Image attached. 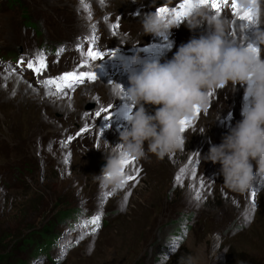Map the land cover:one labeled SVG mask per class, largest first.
<instances>
[{"label": "rangeland", "instance_id": "obj_1", "mask_svg": "<svg viewBox=\"0 0 264 264\" xmlns=\"http://www.w3.org/2000/svg\"><path fill=\"white\" fill-rule=\"evenodd\" d=\"M11 1L0 0V55L21 46L27 62L45 42L40 52L47 70L38 78L0 70V255L9 264H51L34 259L35 245H42L38 233H45L65 244L53 251L57 264H157L161 254L170 257L167 264H179L188 254L198 257L197 264L264 263V184L259 190L256 186L264 183V175H257L243 193L231 191L223 187L220 165L202 159L210 142L219 144L242 118L244 87L239 84L235 91L229 85L213 93L208 113L185 130L184 151L162 160L154 155L135 160L127 172L136 176L139 170L138 177L104 199L102 193L112 190L93 179L100 174L97 163H106L105 153L96 147L102 149L103 139L117 144L118 129L126 123L118 106L126 101L110 97L108 82L127 86L128 80L121 79L127 74L124 60L134 55L132 45L151 40L166 44L142 35L139 22L158 6L171 7L159 0H104L103 5L100 0ZM203 31L184 24L172 29L174 45L165 48L161 60ZM123 33H128L126 42ZM81 46L83 52L95 50L102 56L88 59L78 50ZM85 59L88 66L81 69ZM87 69H97V79L68 97L46 95L39 83L50 75ZM101 105L114 106L111 120L94 117ZM84 127L87 132L75 133ZM69 137L71 144L62 147ZM181 168L189 171L176 183ZM79 210L108 213V222L92 233L90 225L69 221V213ZM190 214L193 219L186 222ZM172 236L177 237L175 251L167 245Z\"/></svg>", "mask_w": 264, "mask_h": 264}, {"label": "clouds", "instance_id": "obj_2", "mask_svg": "<svg viewBox=\"0 0 264 264\" xmlns=\"http://www.w3.org/2000/svg\"><path fill=\"white\" fill-rule=\"evenodd\" d=\"M192 3L194 6L180 23L172 12L136 13L141 34L162 38L166 42L162 47L168 50L174 45L169 39L172 29L184 24L191 31H205L181 43L172 57L163 61L158 56L142 57L138 50L123 63L127 86L108 82L110 97L124 98L131 111L123 117L125 125L118 129L119 142L112 145L103 139L102 149L96 147L105 153L106 160L100 174L93 175L101 188L116 191L126 186L125 159L140 161L154 155L162 160L184 151L188 139L181 130V121L193 120L197 108L206 115L210 94L229 85L235 91L238 84L244 87L242 118L219 144L210 142L202 159L220 165L223 187L231 191L243 193L257 175H264V0H235L240 10L251 12V22L243 24L210 5H200V0ZM122 36L125 42L129 38L128 33ZM157 47L161 46H153ZM262 184L256 183L257 190ZM83 211L70 212L68 217ZM176 240L172 236L167 243L173 251ZM35 256V260L56 261ZM168 260L167 254H161L157 264H167ZM197 260L188 254L180 257L179 264H197Z\"/></svg>", "mask_w": 264, "mask_h": 264}, {"label": "snow or ice", "instance_id": "obj_3", "mask_svg": "<svg viewBox=\"0 0 264 264\" xmlns=\"http://www.w3.org/2000/svg\"><path fill=\"white\" fill-rule=\"evenodd\" d=\"M83 3V0H81ZM104 0H100V3L103 5ZM227 0H200V5L202 4H207L210 5V7L215 10V11H220L222 8V4H226ZM196 5V6H200ZM192 0H179L178 4L175 7L169 8L168 6H158L156 8V11L158 14L166 15L169 12H172L175 14L176 20L178 23L183 21V18L188 10H190L193 7ZM231 8L233 9V17L236 18V21H239V24L243 23H250L252 20V15L250 11H242L240 10L236 3L235 0H232L231 3ZM107 19V17H105ZM112 27L118 28V24L112 25ZM115 35V33H113ZM95 37L91 39V42L95 44ZM82 52V55L87 57L88 59L91 60H96L99 59L102 56V53L99 51L95 50H88L87 52L82 51V46L78 49ZM63 51V48L59 49L57 51V55H59ZM144 51H148V49H144ZM111 55H115L116 53H110ZM88 59H85L83 64L81 65V69L85 68L88 66ZM18 63H23V60L19 61ZM27 68L31 69L34 74L36 75H42L46 70H47V63H46V58L44 53L38 52L36 55L35 61H29L27 63ZM11 70V69H10ZM97 79V74L96 73H89L85 72L83 70L81 71H73V72H68L61 74L57 77L54 78H47L39 81V83L46 89V95L49 96H56L57 98L60 97H68L70 92H74L76 87L88 82V81H95ZM31 87V85H29ZM210 96H213V93L210 94ZM96 99V98H94ZM121 101H125L124 98H122ZM114 110V106L109 105L108 107H105L103 105L100 106V109L95 112V116L98 118H103L104 120H111L113 118L112 112ZM131 111V106L128 105L127 103H123L120 113L123 117H126L128 113ZM200 115V111L197 108L196 110V116ZM181 130L185 131L188 127L192 125V120H186V121H181ZM105 127H109V125H105ZM88 128L84 127L81 132H87ZM102 133V130H101ZM71 139V138H69ZM62 147H67L66 142H61ZM70 159V153L68 154V157L65 159V163L69 162ZM134 159H125L124 163L126 167H128L130 164L134 163ZM198 161H192L190 163H197ZM188 168H181L180 171L177 173V175L174 178V182L179 183L185 172H188ZM139 170H136V176H132L130 174L127 175L126 180H125V185L128 184L130 180H135L138 177ZM193 178L195 179V174L193 173ZM201 186H203V181H201ZM114 190L110 192H103L102 193V199L107 198L112 194ZM130 195V193H129ZM254 197V193H252ZM197 200H199L201 197L197 195ZM100 221V216L96 215L94 218H92L88 223L94 226V231H95V226L99 225Z\"/></svg>", "mask_w": 264, "mask_h": 264}, {"label": "trees", "instance_id": "obj_4", "mask_svg": "<svg viewBox=\"0 0 264 264\" xmlns=\"http://www.w3.org/2000/svg\"><path fill=\"white\" fill-rule=\"evenodd\" d=\"M16 1L17 0H12L11 3L12 2H16ZM191 219H193L192 218V214L186 216L184 220L186 222H189ZM37 237L39 238V240L42 243V245L36 244L35 245V250H44L46 248L47 244H49L48 243L49 240L52 239V238H54L51 234H45V233H38V236ZM35 253L37 255V252H35ZM34 259H36V256L34 257ZM7 262L9 264V261L5 260V255L4 254L0 255V264H5ZM48 262L51 263V264H57V262L55 263L53 261H48ZM248 264H250V263H248ZM251 264H264V263L262 261H256V260H254V262L252 261Z\"/></svg>", "mask_w": 264, "mask_h": 264}, {"label": "water", "instance_id": "obj_5", "mask_svg": "<svg viewBox=\"0 0 264 264\" xmlns=\"http://www.w3.org/2000/svg\"><path fill=\"white\" fill-rule=\"evenodd\" d=\"M164 3H167V0H159L158 1V4H164ZM105 165V161H99L97 163V168H98V171L101 172V169L102 167ZM264 184V183H263ZM263 184L261 186H263Z\"/></svg>", "mask_w": 264, "mask_h": 264}, {"label": "bare ground", "instance_id": "obj_6", "mask_svg": "<svg viewBox=\"0 0 264 264\" xmlns=\"http://www.w3.org/2000/svg\"><path fill=\"white\" fill-rule=\"evenodd\" d=\"M238 22H239V21L237 20V24H238ZM122 81H123V80H122Z\"/></svg>", "mask_w": 264, "mask_h": 264}]
</instances>
